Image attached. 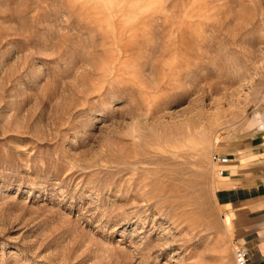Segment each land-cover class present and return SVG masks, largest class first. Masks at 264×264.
Masks as SVG:
<instances>
[{"label": "rangeland", "instance_id": "obj_1", "mask_svg": "<svg viewBox=\"0 0 264 264\" xmlns=\"http://www.w3.org/2000/svg\"><path fill=\"white\" fill-rule=\"evenodd\" d=\"M259 132L264 0H0V264H233Z\"/></svg>", "mask_w": 264, "mask_h": 264}, {"label": "crops", "instance_id": "obj_2", "mask_svg": "<svg viewBox=\"0 0 264 264\" xmlns=\"http://www.w3.org/2000/svg\"><path fill=\"white\" fill-rule=\"evenodd\" d=\"M219 153L230 161L215 181V200L228 217L234 240L248 250L249 264H264V134ZM235 154L240 156L231 159Z\"/></svg>", "mask_w": 264, "mask_h": 264}, {"label": "built area", "instance_id": "obj_3", "mask_svg": "<svg viewBox=\"0 0 264 264\" xmlns=\"http://www.w3.org/2000/svg\"><path fill=\"white\" fill-rule=\"evenodd\" d=\"M229 161L228 156L212 153L211 163L216 167L217 176L223 175ZM233 264H249V252L242 244H236L233 248Z\"/></svg>", "mask_w": 264, "mask_h": 264}]
</instances>
